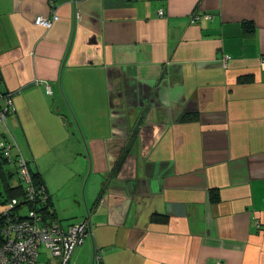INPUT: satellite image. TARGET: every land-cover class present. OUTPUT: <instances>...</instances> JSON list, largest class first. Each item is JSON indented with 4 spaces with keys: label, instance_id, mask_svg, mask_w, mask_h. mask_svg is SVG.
Segmentation results:
<instances>
[{
    "label": "crops",
    "instance_id": "1",
    "mask_svg": "<svg viewBox=\"0 0 264 264\" xmlns=\"http://www.w3.org/2000/svg\"><path fill=\"white\" fill-rule=\"evenodd\" d=\"M5 92L68 264H264V0H0Z\"/></svg>",
    "mask_w": 264,
    "mask_h": 264
},
{
    "label": "built area",
    "instance_id": "2",
    "mask_svg": "<svg viewBox=\"0 0 264 264\" xmlns=\"http://www.w3.org/2000/svg\"><path fill=\"white\" fill-rule=\"evenodd\" d=\"M161 13L160 10L159 14ZM56 18V14L51 18L38 15L34 22L37 25L50 27ZM46 89L51 93L48 85ZM1 97L3 105L0 106V121H3L7 113L12 110V102L9 92H5ZM0 149L7 158L16 157L19 177L25 188L24 200L27 202L22 208H17L19 201L12 198L1 211L3 220L0 229L2 236L0 264H35L40 245L50 250L52 256L58 259V264H68L74 248L91 233L89 217L85 216L78 222L69 224L65 229L59 220L44 218L36 207H32L44 202L47 195L43 187L36 189L32 182L29 168L31 158L22 152L12 137L0 139ZM23 208H25L24 212ZM100 261L101 252L97 246H94L92 262L99 264Z\"/></svg>",
    "mask_w": 264,
    "mask_h": 264
},
{
    "label": "trees",
    "instance_id": "3",
    "mask_svg": "<svg viewBox=\"0 0 264 264\" xmlns=\"http://www.w3.org/2000/svg\"><path fill=\"white\" fill-rule=\"evenodd\" d=\"M249 79L250 78L248 76H242V78H240V80L242 81H246ZM181 119L185 121L193 120V119H196V115L183 114ZM0 138L4 139L5 136L0 133ZM29 168H30L31 179H32L34 186L36 187V189L43 187L44 191L46 192L47 198L45 199L44 202H40L39 204H35L34 206L30 204L28 205L32 207H36V209L39 212H41L44 218L46 219H49V220L57 219L55 217L54 212L51 209L50 199L48 197V193L44 186V182H43L40 172L37 169L33 170L31 167ZM0 180L2 182L1 185L3 188V190L0 191V196L3 198L1 200L3 207H5V205H7V203L10 202L12 198L18 199L19 202L16 205L17 208H22L24 204H27V202H25L24 200L25 188H24V184L21 182L20 177H19V170H18V165L16 162V157L13 156L11 159L7 158L1 149H0ZM209 198L211 201H216L218 199V193L213 188L209 190ZM154 219L163 220L164 218L156 216L154 217ZM2 220L3 219L1 217V212H0V229L2 225ZM1 240H2V236L0 234V241Z\"/></svg>",
    "mask_w": 264,
    "mask_h": 264
},
{
    "label": "rangeland",
    "instance_id": "4",
    "mask_svg": "<svg viewBox=\"0 0 264 264\" xmlns=\"http://www.w3.org/2000/svg\"><path fill=\"white\" fill-rule=\"evenodd\" d=\"M33 168H34V165H33V163H32V165H31ZM2 182H1V180H0V191H2L3 190V188H2ZM4 193V192H3ZM3 198L0 196V212L4 209V207L2 206V203H1V200H2ZM23 212L25 211V208H23V210H22ZM39 250H40V254H38L39 255V258H43V259H46L47 257H52V254H51V252H50V250H48L47 248H45L43 245H40L39 246ZM73 252V251H72ZM39 253V252H38ZM70 261V260H69Z\"/></svg>",
    "mask_w": 264,
    "mask_h": 264
}]
</instances>
